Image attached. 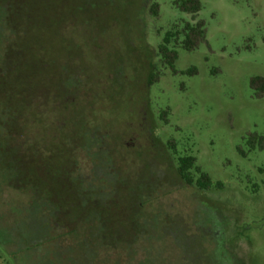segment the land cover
<instances>
[{"label": "rangeland", "instance_id": "obj_1", "mask_svg": "<svg viewBox=\"0 0 264 264\" xmlns=\"http://www.w3.org/2000/svg\"><path fill=\"white\" fill-rule=\"evenodd\" d=\"M82 1L32 3L34 51L45 65L43 84L50 91L60 81L71 87L72 77L81 75L79 106L72 111L110 113L102 121L115 124L106 125L111 132H119L121 116L116 113L143 101L136 111L153 113L155 136L177 145L171 158L195 157L212 187L202 194L181 188L160 200L164 207L147 211L141 230L126 232L115 231L124 225L122 209L129 205L125 189L117 199L109 198L113 204L94 193L70 195L77 208L84 198L96 200L101 218L102 210L111 207L106 218L117 223L89 227L73 264H93V255L95 264H264V0H202L195 22H202L205 35L193 51L182 46V30L193 24L192 17L176 0H149L143 10L141 0H96L91 10H84ZM152 4L158 5V16L149 12ZM167 33L174 34L170 57L160 52ZM71 52L75 58L68 70L58 66ZM116 70L123 73L124 92L113 81ZM13 96L6 99L18 101L16 92ZM7 106L6 101L4 110ZM24 110L19 112L25 116ZM24 125L30 137L32 128ZM83 126L75 123L68 132L74 146L89 151ZM7 145L8 136L0 132V264H48L40 251L49 243L29 219L30 194L14 182L20 165L42 170L46 152L21 144L19 165L18 152ZM142 176L156 194L163 196L171 188L159 171ZM42 197L41 206L44 191ZM126 243L135 246L127 251Z\"/></svg>", "mask_w": 264, "mask_h": 264}, {"label": "flooded vegetation", "instance_id": "obj_2", "mask_svg": "<svg viewBox=\"0 0 264 264\" xmlns=\"http://www.w3.org/2000/svg\"><path fill=\"white\" fill-rule=\"evenodd\" d=\"M73 55L72 52L67 54L66 57L57 61V65H62V68L68 70L69 65L73 64L71 63V60L75 58ZM32 56L31 111L24 116L19 112L20 97H15L18 101H9L6 99L8 98L6 91L5 93L3 91L0 100V132L8 136L9 149L15 153L18 152L19 165L21 164L19 163L21 144L29 145L32 152L41 150L46 152L47 161L42 170L29 167L27 171V169L24 170L25 165H20L16 167L14 182L15 187L17 185L20 188L19 191L30 194L29 219L31 224L41 228L44 234L42 236L47 239L46 243H49L46 250L40 251L49 258L48 264H73L78 259L75 254L76 247L86 238L85 233L89 227L96 230V227L100 228V226L113 228L111 225H117L106 218L112 210L111 207L102 210L104 216L101 218V214L98 213L100 209L96 211V200L84 198L83 207L77 208L80 205L77 204V200L70 199V195L73 197L79 192V194L92 196L94 193L108 199H117L121 190L125 189L123 192L127 198L126 203L129 205L122 209L125 213L122 214L121 223L124 225H119L120 229L116 227L115 231L126 232L141 230L147 211L152 206L164 207L160 200H166L168 195L180 191L181 188H194L201 194L211 189L200 185V182H205V179L209 177L197 166L195 157L183 156L177 157L176 160L171 158L172 154L177 152V145L174 141L163 143L155 136L153 113L131 110L116 113L115 116H121V120L116 123L119 125V132L118 130L116 131L118 134L115 130L111 132V127L106 129V125L111 120L104 122L110 117V113L102 115L72 111L79 106L81 75L72 77L74 83L71 87L61 84L60 81L55 89L50 91L43 84L45 81L41 75L45 65L35 51ZM53 62L56 64L55 61ZM12 93L15 94V91ZM68 99L71 101L67 102ZM6 101L9 106L4 110ZM160 119L164 118L160 117ZM26 123H29L35 131L33 135L30 130V137L23 127ZM75 123L84 125V131L89 139V151H84L79 146H74V143L72 144V136L69 133L72 127L68 128V126ZM110 123L115 125L113 122ZM92 125L95 127L92 128ZM52 129H55L54 132H51ZM40 133H44L47 137L40 139ZM37 134L39 139L36 138ZM161 142L165 144V147H162ZM91 155L93 160H90ZM33 156L36 157V155ZM187 157L194 158L195 164L187 171L188 176H185L181 172V160ZM57 160H60V163ZM132 165L138 166L135 172L129 170ZM150 170L159 171L164 183L171 187L163 196L156 194V189L143 182L142 173ZM139 185L140 188H138ZM43 191L46 199L41 206ZM112 199L108 201H113ZM105 212L108 214L105 215ZM36 242L34 244H37ZM126 245L127 251L135 246L133 243L131 247L129 243ZM112 248L118 249L115 246ZM132 260L135 259L132 258ZM91 261L95 264L96 256L93 255Z\"/></svg>", "mask_w": 264, "mask_h": 264}, {"label": "trees", "instance_id": "obj_3", "mask_svg": "<svg viewBox=\"0 0 264 264\" xmlns=\"http://www.w3.org/2000/svg\"><path fill=\"white\" fill-rule=\"evenodd\" d=\"M141 1V8L143 10L145 4L149 0ZM33 2L34 0H0V100L2 98L3 91L4 93L6 91L7 96L15 95L12 93L15 91L20 97V110H23L25 106V113L28 111V109H26L28 107L27 103L29 102L30 104V101L25 97L31 96L30 65L33 57V51L37 44L36 40H33L34 37L32 36L34 28L32 14ZM94 2H96V0H83L82 3L85 5H82V7H84V10H91L93 7L92 3ZM176 4L184 13L192 17L193 24L186 23L182 30L184 35L182 46L187 51H193L196 49L198 43L204 40L205 35V31L202 30V22H195L197 15L202 9V0H176ZM149 12L153 16H158V5L152 4ZM173 36V33H167L163 40V45L160 46V52L165 57L169 56L170 52L168 50V46L170 45ZM134 71L136 72L135 69ZM28 72L29 75L27 74ZM113 74L116 75V79L113 81H115L117 86L122 88L121 92H124L126 90L125 85H121L119 80V75H123L122 71L116 70ZM28 77L30 83L26 81L28 80ZM15 82H17L18 85H15ZM149 85H152V83ZM144 90H146V88H144ZM135 91L134 94L138 95L136 89ZM142 103L144 102L136 101L135 105L126 108V111H136V108H138ZM30 111L31 109H29V112ZM42 111H44V109H42ZM194 164V158H183L181 160L182 174L188 176L187 171ZM205 180V182H200V185L203 188H211L212 182L210 179L207 178Z\"/></svg>", "mask_w": 264, "mask_h": 264}]
</instances>
